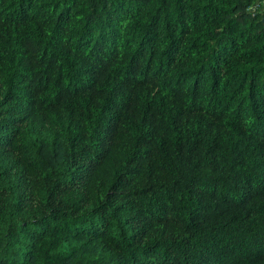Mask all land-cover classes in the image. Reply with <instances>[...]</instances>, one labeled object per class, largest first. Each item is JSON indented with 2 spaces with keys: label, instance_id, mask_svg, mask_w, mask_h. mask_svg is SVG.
<instances>
[{
  "label": "trees",
  "instance_id": "16d2710c",
  "mask_svg": "<svg viewBox=\"0 0 264 264\" xmlns=\"http://www.w3.org/2000/svg\"><path fill=\"white\" fill-rule=\"evenodd\" d=\"M259 0H0V264H264Z\"/></svg>",
  "mask_w": 264,
  "mask_h": 264
},
{
  "label": "built area",
  "instance_id": "2783aa9c",
  "mask_svg": "<svg viewBox=\"0 0 264 264\" xmlns=\"http://www.w3.org/2000/svg\"><path fill=\"white\" fill-rule=\"evenodd\" d=\"M263 6L264 7V0H259L251 5H249L248 9L252 12L257 11V9L259 8V6Z\"/></svg>",
  "mask_w": 264,
  "mask_h": 264
}]
</instances>
